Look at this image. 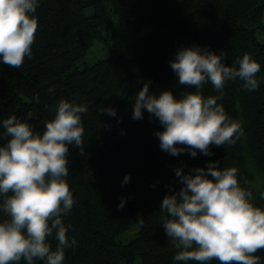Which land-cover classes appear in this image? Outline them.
I'll return each instance as SVG.
<instances>
[{
    "label": "trees",
    "instance_id": "1",
    "mask_svg": "<svg viewBox=\"0 0 264 264\" xmlns=\"http://www.w3.org/2000/svg\"><path fill=\"white\" fill-rule=\"evenodd\" d=\"M88 7L92 14L86 13ZM263 10L264 0H41L31 57L19 68L0 62V121L16 115L42 133L60 99L88 107L81 114V148L69 145L67 181L75 202L63 220L71 225L67 235L77 245L65 250L63 264H134L138 256L141 264H185L173 260L178 249L166 236V213L160 210L164 195L181 186L174 171L178 166L185 172L207 167L210 160L221 167L236 166L242 185L253 191L254 203L264 205V187L256 184L249 167L250 160L264 176V42L257 36L258 28H264ZM114 18L135 31L150 30L132 42L131 57L113 53L81 68L79 61L95 40L104 39ZM196 44L223 51L230 66H238L237 58L250 53L261 63V80L252 91L242 88L239 79L225 82L218 103L244 129L234 144H210V156L199 151L194 157L187 151L171 155L154 134L163 127L158 118L147 110L143 119L132 117L134 96L147 80L154 92L171 89L181 95L194 90L178 84L169 61L180 47ZM202 92L216 95L211 82ZM107 106H114L117 115H108ZM3 133L0 124V144L8 139ZM126 173L130 180L122 184ZM122 198L125 203L118 208ZM5 217L0 211V219ZM136 226L133 238L118 240ZM47 239L55 249V232ZM254 254L264 264V248ZM33 264L45 262L34 258ZM207 264L222 262L213 258Z\"/></svg>",
    "mask_w": 264,
    "mask_h": 264
},
{
    "label": "clouds",
    "instance_id": "2",
    "mask_svg": "<svg viewBox=\"0 0 264 264\" xmlns=\"http://www.w3.org/2000/svg\"><path fill=\"white\" fill-rule=\"evenodd\" d=\"M40 3L0 0V62L19 68L25 57H31ZM174 56L169 63L178 84L194 90L181 95L171 89L154 92L151 81H144L134 96L132 117L143 119L147 110L150 117L158 118L163 127L154 134L160 148L171 155L187 151L194 157L199 151L210 156V144H234L244 129L218 101L228 80L239 79L249 91L257 89L261 63L245 52L237 58L238 66H230L223 51L198 44L182 46ZM207 82L216 95L203 94ZM87 111L86 104L62 98L42 133L29 119L16 115L0 121L8 137L0 144V211L6 213L0 219V264L21 258L27 264H33L34 258L63 264L65 250L77 245L76 238L67 235L71 225L64 223L63 216L75 202L67 181L69 145L81 148V114ZM104 111L117 115L114 106ZM27 115L30 118L32 113ZM218 165L219 161L210 160L207 167L174 170L181 186L165 194L160 205L166 213L162 217L166 236L178 249L173 260L207 264L218 258L222 264H261L262 257L254 253L264 248V205L254 203L253 191L242 185L236 166ZM129 180L126 173L122 184ZM260 195L264 197V192ZM124 203L122 198L117 207ZM137 221L143 224V216L138 214ZM53 232L58 241L55 249L47 239Z\"/></svg>",
    "mask_w": 264,
    "mask_h": 264
},
{
    "label": "rangeland",
    "instance_id": "3",
    "mask_svg": "<svg viewBox=\"0 0 264 264\" xmlns=\"http://www.w3.org/2000/svg\"><path fill=\"white\" fill-rule=\"evenodd\" d=\"M92 7L86 9L87 14H92ZM261 22L264 23V10L262 14ZM150 27H146L141 31H135L124 25H122L118 18H114V24L112 27L106 28L103 32V40H95L86 56L79 61V66L82 68L88 64L94 63L99 58L107 57L113 53H120L127 57L132 56L131 46L132 42L139 37L147 33ZM258 38L264 42V28L260 27L257 31ZM249 167L253 171L256 179V184L264 187V176L257 170L256 166L249 160ZM138 227H133L128 232L122 233L118 240L128 241L136 235ZM134 264H141V258L138 256L135 259Z\"/></svg>",
    "mask_w": 264,
    "mask_h": 264
}]
</instances>
